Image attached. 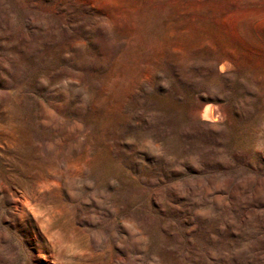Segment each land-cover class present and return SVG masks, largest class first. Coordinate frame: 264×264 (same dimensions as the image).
I'll return each instance as SVG.
<instances>
[{
  "label": "rangeland",
  "instance_id": "obj_1",
  "mask_svg": "<svg viewBox=\"0 0 264 264\" xmlns=\"http://www.w3.org/2000/svg\"><path fill=\"white\" fill-rule=\"evenodd\" d=\"M0 264H264V0H0Z\"/></svg>",
  "mask_w": 264,
  "mask_h": 264
},
{
  "label": "bare ground",
  "instance_id": "obj_2",
  "mask_svg": "<svg viewBox=\"0 0 264 264\" xmlns=\"http://www.w3.org/2000/svg\"><path fill=\"white\" fill-rule=\"evenodd\" d=\"M222 67L223 66L221 65L220 68H222ZM211 107L212 106H210V104L205 106V108L203 109V112L201 114V118H203V119H209V118H212L214 116L213 115V108H211Z\"/></svg>",
  "mask_w": 264,
  "mask_h": 264
}]
</instances>
